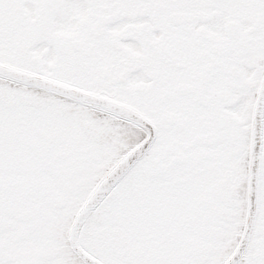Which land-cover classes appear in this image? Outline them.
Returning <instances> with one entry per match:
<instances>
[{
    "label": "snow or ice",
    "instance_id": "6c2138e0",
    "mask_svg": "<svg viewBox=\"0 0 264 264\" xmlns=\"http://www.w3.org/2000/svg\"><path fill=\"white\" fill-rule=\"evenodd\" d=\"M0 264H264V0H0Z\"/></svg>",
    "mask_w": 264,
    "mask_h": 264
}]
</instances>
